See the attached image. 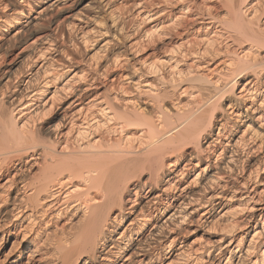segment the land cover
I'll return each instance as SVG.
<instances>
[{"label": "bare ground", "instance_id": "bare-ground-1", "mask_svg": "<svg viewBox=\"0 0 264 264\" xmlns=\"http://www.w3.org/2000/svg\"><path fill=\"white\" fill-rule=\"evenodd\" d=\"M0 264H264V0H0Z\"/></svg>", "mask_w": 264, "mask_h": 264}]
</instances>
